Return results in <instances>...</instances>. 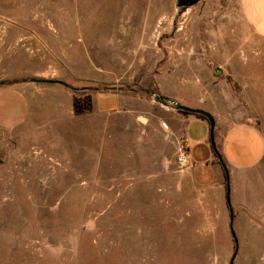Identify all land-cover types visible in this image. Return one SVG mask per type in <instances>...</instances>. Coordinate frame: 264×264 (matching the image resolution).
Wrapping results in <instances>:
<instances>
[{
	"label": "rangeland",
	"instance_id": "1",
	"mask_svg": "<svg viewBox=\"0 0 264 264\" xmlns=\"http://www.w3.org/2000/svg\"><path fill=\"white\" fill-rule=\"evenodd\" d=\"M12 77L123 104L46 109L41 129H0V264L229 263L225 193L197 188L177 164L171 102L212 100L218 123L264 136V43L237 0H0V83ZM234 179L233 264H264V158Z\"/></svg>",
	"mask_w": 264,
	"mask_h": 264
},
{
	"label": "crops",
	"instance_id": "2",
	"mask_svg": "<svg viewBox=\"0 0 264 264\" xmlns=\"http://www.w3.org/2000/svg\"><path fill=\"white\" fill-rule=\"evenodd\" d=\"M237 15L245 29L264 43V0H237ZM239 60L242 62V59ZM7 81H9L7 84L0 86L1 130L8 132L24 130L25 133H31L37 128L41 129L45 124L35 123L34 120L40 119L46 109H50L60 118L65 112L73 115V93L70 88L58 85L61 88L48 89L43 87L47 84L25 82L13 77ZM45 94L51 98L43 100ZM92 104L93 110L98 113H114L120 110L123 103L116 92L105 93L94 89ZM185 105L202 109L215 117V145L229 172L232 184L235 183V176L244 175L261 163L264 158V136L255 125L250 123L229 125L228 119L224 117L221 123H218L215 102L212 100L197 98ZM176 118L181 125L175 130L178 146L183 144L186 154L184 175L197 188L212 189L219 198L222 197L225 193L224 172L211 149L207 121L180 113H177Z\"/></svg>",
	"mask_w": 264,
	"mask_h": 264
},
{
	"label": "water",
	"instance_id": "3",
	"mask_svg": "<svg viewBox=\"0 0 264 264\" xmlns=\"http://www.w3.org/2000/svg\"><path fill=\"white\" fill-rule=\"evenodd\" d=\"M187 3L181 4L179 0H177V7H185ZM30 82L35 83V84H47V85H61V86H66V84L60 80H54V79H31ZM171 104L174 106V109L176 111H183L187 112L189 115H200L203 116L209 126V143L211 146V149L216 156L221 168L223 169L224 172V179H225V202L229 210V218H230V233L233 238L234 244H235V252L232 254L230 261L228 264H233L235 257H236V251H237V240L234 235L233 229H232V219H233V214H232V209H231V203H230V188H229V172L216 148L215 141H214V132H215V119L214 117L207 111H204L202 109L198 108H191L187 107L175 102H171Z\"/></svg>",
	"mask_w": 264,
	"mask_h": 264
},
{
	"label": "trees",
	"instance_id": "4",
	"mask_svg": "<svg viewBox=\"0 0 264 264\" xmlns=\"http://www.w3.org/2000/svg\"><path fill=\"white\" fill-rule=\"evenodd\" d=\"M196 2H197V0H189L186 2L187 5L185 7L191 6ZM1 85H5V83H0V86ZM66 87L70 88L72 90V93H73L72 108H73L74 115H81L84 112H86L92 108V100H91V95L89 92H86L85 90L73 89L72 87H69L67 85H66ZM107 89L108 88H104L103 90H107ZM95 90H98V89H95ZM177 112L184 115V116L189 115L187 112H183V111H177ZM192 116H194L197 119H202V120L206 121V119L203 116H200V115H192Z\"/></svg>",
	"mask_w": 264,
	"mask_h": 264
},
{
	"label": "built area",
	"instance_id": "5",
	"mask_svg": "<svg viewBox=\"0 0 264 264\" xmlns=\"http://www.w3.org/2000/svg\"><path fill=\"white\" fill-rule=\"evenodd\" d=\"M178 153H177V158H176V162L179 166H184L186 161H185V158H186V154H185V151H184V145L183 144H180L178 146Z\"/></svg>",
	"mask_w": 264,
	"mask_h": 264
},
{
	"label": "flooded vegetation",
	"instance_id": "6",
	"mask_svg": "<svg viewBox=\"0 0 264 264\" xmlns=\"http://www.w3.org/2000/svg\"><path fill=\"white\" fill-rule=\"evenodd\" d=\"M189 0H180L181 4L186 3Z\"/></svg>",
	"mask_w": 264,
	"mask_h": 264
}]
</instances>
